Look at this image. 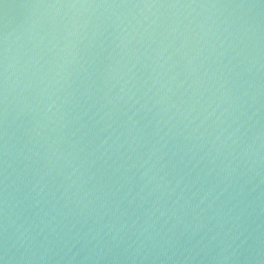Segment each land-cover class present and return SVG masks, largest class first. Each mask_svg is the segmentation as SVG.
<instances>
[{
  "label": "water",
  "instance_id": "water-1",
  "mask_svg": "<svg viewBox=\"0 0 264 264\" xmlns=\"http://www.w3.org/2000/svg\"><path fill=\"white\" fill-rule=\"evenodd\" d=\"M0 264H264V0H0Z\"/></svg>",
  "mask_w": 264,
  "mask_h": 264
}]
</instances>
